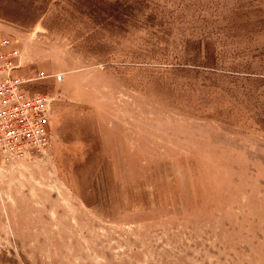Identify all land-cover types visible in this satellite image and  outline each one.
I'll return each mask as SVG.
<instances>
[{"label":"rangeland","instance_id":"obj_1","mask_svg":"<svg viewBox=\"0 0 264 264\" xmlns=\"http://www.w3.org/2000/svg\"><path fill=\"white\" fill-rule=\"evenodd\" d=\"M31 1L50 156L0 158V264H264V0Z\"/></svg>","mask_w":264,"mask_h":264},{"label":"built area","instance_id":"obj_2","mask_svg":"<svg viewBox=\"0 0 264 264\" xmlns=\"http://www.w3.org/2000/svg\"><path fill=\"white\" fill-rule=\"evenodd\" d=\"M7 43L3 40L0 46ZM15 55V52H0V158L23 161L35 157L46 161L51 147L49 121L53 97L31 92L28 84L34 78L13 74ZM38 76L45 77L42 73ZM56 80H63V76L56 75Z\"/></svg>","mask_w":264,"mask_h":264},{"label":"trees","instance_id":"obj_3","mask_svg":"<svg viewBox=\"0 0 264 264\" xmlns=\"http://www.w3.org/2000/svg\"><path fill=\"white\" fill-rule=\"evenodd\" d=\"M38 1L40 4L35 7L36 13H33L35 17L32 23L38 22L46 12L47 0H32L31 3ZM44 2V5L42 3Z\"/></svg>","mask_w":264,"mask_h":264}]
</instances>
